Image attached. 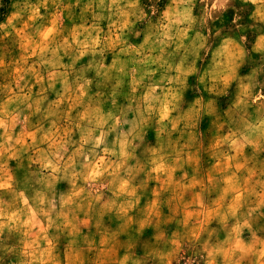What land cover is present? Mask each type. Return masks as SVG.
<instances>
[{
    "label": "clouds",
    "instance_id": "obj_1",
    "mask_svg": "<svg viewBox=\"0 0 264 264\" xmlns=\"http://www.w3.org/2000/svg\"><path fill=\"white\" fill-rule=\"evenodd\" d=\"M241 3L232 23L264 46V0ZM0 9V264H175L189 244L203 264H264V80L225 40L198 77L209 98L186 100L194 0Z\"/></svg>",
    "mask_w": 264,
    "mask_h": 264
},
{
    "label": "rangeland",
    "instance_id": "obj_2",
    "mask_svg": "<svg viewBox=\"0 0 264 264\" xmlns=\"http://www.w3.org/2000/svg\"><path fill=\"white\" fill-rule=\"evenodd\" d=\"M167 0H153L157 8V15L162 10ZM195 7L199 13L197 19L200 25V30L205 36L204 47L200 48L198 52L193 53L189 51L185 60V67L192 65L195 61L196 71L188 76L187 84L189 86L186 92V100L191 101L196 95L203 94L205 100L210 96L209 93L203 91V86L200 85L198 77L204 73L211 64L212 52L220 47L221 43L225 40H230L234 44L238 45L243 50L244 56L242 62H239L240 66L236 69L237 74L244 76L252 71V69H258L257 78L264 80V46H257L255 41L256 29L249 27L251 22L237 21V24L232 23L233 13L236 9L247 8V5H243L241 0H194ZM215 4V7H213ZM233 5L235 7H233ZM236 15H243L242 12H236ZM191 35V33H190ZM188 41H185L187 44ZM183 51V50H181ZM180 55L177 54L174 57V62H178ZM199 87L201 92H197L196 88ZM235 89V81L230 85L228 93L231 96ZM223 94H221L222 96ZM218 98V102H219ZM186 106V105H185ZM206 122L210 119L207 115L202 117ZM226 130V129H225ZM110 193H106V196H110ZM189 194H185V199H189ZM207 202V201H206ZM167 212V209H164ZM101 225L103 228L112 230L116 225V217L106 212L102 218ZM211 227L219 228L220 226L213 221ZM82 232H95V224H91L87 227L81 226ZM221 238L223 233H220ZM245 237L247 233L245 232ZM122 239V238H121ZM82 255L86 258H91L94 253L83 251ZM175 264H203V253L199 252L198 246L187 245L183 251L177 250V253L173 254ZM7 264V261H5ZM246 264V262H245Z\"/></svg>",
    "mask_w": 264,
    "mask_h": 264
},
{
    "label": "trees",
    "instance_id": "obj_3",
    "mask_svg": "<svg viewBox=\"0 0 264 264\" xmlns=\"http://www.w3.org/2000/svg\"><path fill=\"white\" fill-rule=\"evenodd\" d=\"M0 11H3L2 9H0ZM0 18H2V16H0Z\"/></svg>",
    "mask_w": 264,
    "mask_h": 264
}]
</instances>
